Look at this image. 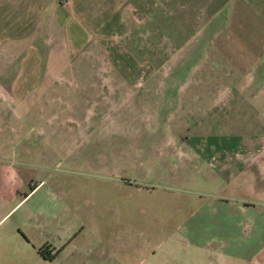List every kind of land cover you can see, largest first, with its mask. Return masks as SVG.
Masks as SVG:
<instances>
[{
  "label": "rangeland",
  "instance_id": "rangeland-1",
  "mask_svg": "<svg viewBox=\"0 0 264 264\" xmlns=\"http://www.w3.org/2000/svg\"><path fill=\"white\" fill-rule=\"evenodd\" d=\"M216 4L182 0L169 9L161 6L154 15L157 22H130L136 34L123 39L122 47L143 63L133 74H120L108 62L109 47H120L111 38L103 41L107 50L92 44L80 55L60 57V70L44 71L45 80L81 84L122 80L128 74L148 80L150 89L130 86L127 93L110 95L108 106L91 120L82 117L94 107L87 84L76 88L80 100L72 98L77 103L66 112L50 111L49 99L35 103L37 93H32L24 104L25 117L0 88V128L9 129L0 132V146H7L12 157L18 152L19 159L25 153L24 173L32 183L45 184L14 208L4 226L42 203L49 213L33 215L28 224L40 222L42 236L53 238V246L64 245L56 261L41 262L30 248L15 244L23 237L13 232L4 239L9 245L0 244V264H264V0L251 1L247 8L231 0L207 24ZM48 30L35 47L44 54L46 69L56 39V31ZM165 30L171 33L168 44ZM184 36L189 40L178 45ZM221 40L231 42L229 58L219 51ZM250 49L262 61L253 71L261 77L255 84L262 93L258 101L245 96L252 82L248 68L230 58L244 60ZM15 61L14 53L0 50V82L14 74ZM8 64L12 69L4 72ZM185 85L218 92L185 94L180 105L176 93ZM52 90L44 89L43 95L50 97ZM67 115L77 116L84 135L62 129L61 118ZM202 119L206 124L198 127ZM229 140L245 141L243 151L240 146L237 156H230L255 160L243 164L234 158L226 165L209 160L225 156L221 146L233 152Z\"/></svg>",
  "mask_w": 264,
  "mask_h": 264
},
{
  "label": "crops",
  "instance_id": "crops-1",
  "mask_svg": "<svg viewBox=\"0 0 264 264\" xmlns=\"http://www.w3.org/2000/svg\"><path fill=\"white\" fill-rule=\"evenodd\" d=\"M181 1L182 0H171L170 3V0H0V50H2V52H12L16 55L14 74L12 76H7V83L4 82L3 79L0 82V88L6 89L7 100L10 103L20 106V115H24L25 117L27 111L24 104L27 103V100L31 97L32 93L35 92L38 94L34 96L35 103L38 102V99H45L46 101L49 99L52 104L50 111L56 112V110L60 109L58 112H66L74 108L77 103L76 101L73 102L72 98L76 96V98L80 100L77 96L79 92L76 88L85 87L83 84H87V87L90 89L87 95L89 99H91L90 103L94 104V107L86 108L82 117L83 120H91L95 118L94 115L96 113H100L105 106H108L107 102L110 95L116 96L123 92L127 93V90L125 89L130 88V86L139 89L145 87L149 88V85H147L149 84L148 80L140 81L134 78L133 75L128 74L139 70L138 66L143 64L139 63L130 51L128 52V50L122 47L123 39H131L132 33L136 34V32L132 30L130 22L134 21L148 25L152 18L153 22H157L154 15L160 10L161 6H166V8L169 9L172 6V3L174 7L176 2L180 3ZM229 1L231 0H225V4ZM234 1L236 4H241L244 8H247L248 4L255 0H232V2ZM223 6L224 5H222V7ZM49 27L56 31L52 32L56 33V39L53 41L56 42L51 43L53 44V50L50 54L52 59L49 61L51 67L46 69V59H44V54L40 53L38 48L35 47H37L36 40H44L48 37L47 31H49ZM201 27L204 30L203 24ZM123 29L126 31L122 32ZM189 30L191 29L189 28ZM219 31L220 29H217L216 34L219 33ZM193 33L198 34L199 31H193ZM193 33L191 35H193ZM169 34L171 33L165 30L164 44H168L167 36ZM186 37L187 36L181 38L178 45H182L187 39L189 40V36ZM107 38L114 39L120 46L117 47L114 45L112 48L109 47L108 55H106L108 62H110L120 74L121 72H128L127 74L130 78L114 81L82 80L86 81L83 84L77 80L44 79V71L60 70L57 67L60 65L58 64V59L60 57L68 55L73 57L76 54L80 55L81 52L88 50L92 44L96 45L99 50H107L104 46L105 43L103 42H106ZM169 39L171 38H168V40ZM213 42L216 43L214 40ZM217 44H219V51L223 50L222 52L229 58L231 55L227 48L231 42L221 40L220 42L217 41ZM259 44H253V49L258 48ZM47 55L49 56V54ZM88 55L92 54L90 53L87 54V56ZM260 56L259 52L250 49L247 51L244 60H239L238 62L237 58H230H234L237 64L240 63L244 69L247 70V68H253L259 60H261ZM69 64L70 63L67 65L68 70L70 68ZM9 69H12L10 64H8V66L4 65V72L9 71ZM111 87H114L117 90L111 93L107 90ZM179 87V91L176 93L178 95L177 99L179 104V97L185 94L215 96L218 92L215 91L213 93L212 91L207 90L203 92L198 86L189 88L185 85ZM48 88H53L50 92V97L43 95L47 92L43 90ZM67 88L72 90L68 92L66 90ZM96 88H102L103 90L96 91L94 90ZM182 103L183 98L181 104ZM114 104L116 103L111 105ZM61 119L63 121L61 127H64L62 129H74L77 134L84 135L83 128L79 127L77 123V116L67 115ZM101 119L106 121L108 115L104 114ZM202 122L206 124V121L200 120L197 126H201ZM105 125V122H103V126ZM3 131H7L8 133L9 129L3 128L2 130V128H0V132ZM43 133L44 131H41L39 135H42ZM230 142L234 148L233 152L226 150L225 146H221V152L225 153V156L211 155L209 160L216 161V163L221 165H226L228 161L231 159L233 160L234 158H236L238 163L241 162L243 164L255 160V158L248 157H232L234 155L237 156L238 153L235 151H237L240 146L243 151V143L245 141L235 144L232 140ZM0 150L2 153V155H0V244L5 242V244L9 245L8 243L10 240L5 241V237L7 236L9 239L11 237L10 233L19 232L23 239H14L15 244L18 245V247L30 248L41 262H54L58 259L57 255L64 245L60 247L53 246V238L50 239L47 236H42V231H40L42 224L40 222L33 225V227L37 229V232H34L33 227L27 222V220L31 219L33 215H47L49 213L44 204L39 203L36 205L34 211L31 208H28L27 212L22 215L19 214L17 222H14L7 227L4 226V223L14 213V208L20 203H23L24 200L27 202V200L43 188L45 184L43 183L44 180H40L38 183H32L31 176L24 173V169L27 167L25 166L27 162L23 159L25 153H23L22 157L19 159V153H14V157H12L7 146H0ZM25 152L30 153L29 150H26ZM15 158L19 160L20 163L22 162V165L20 163L16 164L17 160ZM209 160L208 162H210ZM243 168H245L244 165L239 169ZM27 185L28 190H26ZM13 202H15V204L11 205ZM37 224H39L38 228H36ZM43 246H47V248L52 251L51 256H49L51 257L50 259L43 258L38 253V248Z\"/></svg>",
  "mask_w": 264,
  "mask_h": 264
},
{
  "label": "flooded vegetation",
  "instance_id": "flooded-vegetation-1",
  "mask_svg": "<svg viewBox=\"0 0 264 264\" xmlns=\"http://www.w3.org/2000/svg\"><path fill=\"white\" fill-rule=\"evenodd\" d=\"M216 2H217V0H216ZM218 3L219 4H216V5H214V8L212 9V14L209 16V18H208V20H207V24L208 23H210L212 20H214V18L216 17V16H218L219 14H218V11L219 10H221V8H222V5H224L225 4V0L223 1V0H218ZM222 4V5H221ZM221 5V6H220ZM206 24V23H205ZM204 23H203V25H204V31H207L208 29H206L205 27L207 26V25H205ZM262 63V61L261 60H259V62L253 67V68H248V72L249 73H247L248 74V76L250 75V80L252 81L251 83H250V85L248 86V88H247V90H245L244 92H245V96L246 97H248L249 99L250 98H253L254 100H257L258 101V99L259 98H261V95H262V93H260L259 91V88H258V86H255V84L257 83L258 84V81H260V79H261V77L259 78V79H257L258 78V76L257 75H254V73H253V71L258 67V64H261ZM246 71V70H245ZM247 74H244V75H247ZM257 79V80H256ZM262 79H264V77H262ZM199 89H201L203 92L204 91H212L213 93L216 91H218V89L217 88H206V87H200ZM199 95H201V94H199ZM199 95H197V96H199ZM205 96V95H204ZM208 97H210V95H207ZM244 96V97H245ZM202 100V98H199V101H201ZM263 100V99H262ZM202 101H204V104L206 103V101H207V99H203ZM210 101V100H209ZM207 105V104H206ZM258 108H260V107H258ZM202 120H204V121H207V120H205V119H202ZM200 120H198V122H199ZM198 122H196L195 124H197ZM194 124V125H195ZM191 154H201V155H210V154H205V153H201L200 151H193L192 150V153ZM51 257H46V259H50Z\"/></svg>",
  "mask_w": 264,
  "mask_h": 264
},
{
  "label": "trees",
  "instance_id": "trees-1",
  "mask_svg": "<svg viewBox=\"0 0 264 264\" xmlns=\"http://www.w3.org/2000/svg\"><path fill=\"white\" fill-rule=\"evenodd\" d=\"M38 253L40 254V256H42L43 258H46L47 256H51L52 251L47 248V246H43L38 248Z\"/></svg>",
  "mask_w": 264,
  "mask_h": 264
}]
</instances>
